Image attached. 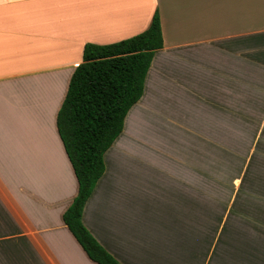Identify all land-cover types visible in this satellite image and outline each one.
I'll list each match as a JSON object with an SVG mask.
<instances>
[{"label": "crops", "instance_id": "0c3cea01", "mask_svg": "<svg viewBox=\"0 0 264 264\" xmlns=\"http://www.w3.org/2000/svg\"><path fill=\"white\" fill-rule=\"evenodd\" d=\"M155 10L163 44L124 119L137 133L123 125L103 153L81 221L121 264H264V140L236 212L196 157L146 165L167 153L129 149L151 121L226 125L264 103V0H0V264H99L62 219L78 184L56 114L84 44L139 33Z\"/></svg>", "mask_w": 264, "mask_h": 264}, {"label": "trees", "instance_id": "16d2710c", "mask_svg": "<svg viewBox=\"0 0 264 264\" xmlns=\"http://www.w3.org/2000/svg\"><path fill=\"white\" fill-rule=\"evenodd\" d=\"M162 44L157 10L139 33L106 44L85 43L56 114L57 133L78 184L62 219L88 257L99 264L121 263L84 226L82 208L104 171L103 153L141 97L154 51Z\"/></svg>", "mask_w": 264, "mask_h": 264}, {"label": "rangeland", "instance_id": "374dc122", "mask_svg": "<svg viewBox=\"0 0 264 264\" xmlns=\"http://www.w3.org/2000/svg\"><path fill=\"white\" fill-rule=\"evenodd\" d=\"M246 106L239 111V114H236V117H230L232 119L226 125L211 126L208 124L211 123L208 118L210 116L205 111L199 114V117L209 122L198 120V123H207L202 126L168 123L163 118L157 123L151 121L138 131L144 139L140 137V139L130 140L132 147L129 145V149L167 153L160 158L155 156L149 159L135 158L140 164L145 161L146 165H149V161L162 162L178 157L194 162L196 157L199 165L208 167L212 181L219 185L217 186L219 189L215 192L235 201L231 206V212H236V201L240 195L244 197L245 192L253 193L251 187L255 181L257 165L259 167L261 160L259 152L255 159V145H259L264 140V103L260 105L247 102ZM135 116L132 112L124 123V127L127 126L126 134L137 133V126H134ZM144 140L153 141V143ZM179 151H186L187 155L172 153ZM193 152H196L198 156L192 155ZM262 161L264 166V157Z\"/></svg>", "mask_w": 264, "mask_h": 264}]
</instances>
